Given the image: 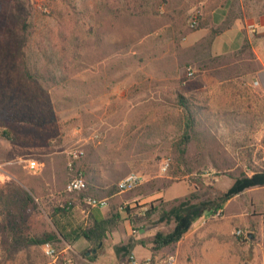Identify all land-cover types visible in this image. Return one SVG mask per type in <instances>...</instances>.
Listing matches in <instances>:
<instances>
[{
    "label": "rangeland",
    "instance_id": "1",
    "mask_svg": "<svg viewBox=\"0 0 264 264\" xmlns=\"http://www.w3.org/2000/svg\"><path fill=\"white\" fill-rule=\"evenodd\" d=\"M226 1L0 0V127L8 125L18 137L0 136V195L20 188L35 198L23 218L4 211L13 237L8 247L0 246V264H64L15 236L43 234L59 199L75 200L64 222H86L93 207L65 191L79 171L90 193L115 194L123 211L131 209L134 231L154 233L142 241L153 249L155 234L174 226L160 219L162 213L185 198L216 201L235 178L264 170V94L243 81L233 105L229 95L220 94L211 103L206 93L214 83L207 89L199 76L205 65L230 63L212 57L210 48L211 11ZM228 6L231 17L251 14L264 8V0H228ZM194 11L202 19L197 27L190 25ZM201 21L209 35L185 47V37ZM159 64L173 66L172 82L151 70ZM179 95L199 108L194 130ZM76 145L84 153L70 166L69 151ZM27 159L38 160L41 170L30 172ZM131 172L142 182L120 193L117 183ZM214 207L195 221L202 229L222 227L202 236L212 261L264 264V186L230 198L219 206L218 218L212 217ZM201 244L190 257L198 256ZM55 245L64 248L62 242ZM73 248L67 254L74 264H92L84 246ZM163 248L161 259L173 255ZM131 254L130 249L122 256L128 260Z\"/></svg>",
    "mask_w": 264,
    "mask_h": 264
},
{
    "label": "crops",
    "instance_id": "2",
    "mask_svg": "<svg viewBox=\"0 0 264 264\" xmlns=\"http://www.w3.org/2000/svg\"><path fill=\"white\" fill-rule=\"evenodd\" d=\"M242 8L244 10L243 6ZM229 14L227 0L224 4H220L211 11L209 25H215L216 28L217 26H222L229 20V26L221 28L220 32L213 36L210 48L212 57L220 59L221 61L228 58L230 63L220 62L205 65L203 68H200L199 76H201L202 82L205 83L204 87H207V89L210 87V82L214 83L213 89L206 93L208 99H211V103L214 101L213 97L220 94L223 97L229 95L232 98L230 104L233 105L234 99L240 96L241 88H243L241 83L243 81H245V85H248L247 88L250 90L264 94V8L251 14H246L245 11L243 15H235L233 17ZM204 15H207L206 9ZM201 24L199 29L192 31L189 36L185 37V40H187V44L185 43L184 45L185 47H192L209 35V26L202 21ZM151 70L163 73L160 78L166 82H172L174 73L172 65L163 66L159 64L152 67ZM189 80L188 78L184 79L181 81V84L184 86ZM107 197H109V205L104 208L95 207L90 210L85 215L87 216L86 222L81 225L87 226L93 223L97 217L111 218L115 214L119 216L116 219L117 224L107 231L97 251L90 252L89 249L92 247V242L82 236H78L70 242L61 237L62 241L57 242L64 244V248L62 249H67V252H70L74 250L73 246L77 243L86 248L85 258L93 256L92 264H129L128 260L125 259L126 256H122L123 252L120 254L116 252V246L125 244L130 238H133L131 251L139 260L144 261L152 257L154 264H164V259H161L164 248L161 250H153L152 243L149 242L146 244L142 242L154 233H149L148 229L145 231H134L135 229L133 228V224H131L129 212L126 213L123 211L122 203L119 204L121 201H119L115 194ZM95 214L97 217H95ZM57 216L63 220L62 217L66 215H60L59 213ZM51 225L45 232L58 233L59 231L53 221ZM66 227L68 231H72L77 228V225L69 223ZM221 228L217 225H210L202 229V227L197 226V222H194L180 240L166 247L176 256L177 264H221L220 258L212 261L207 255L205 247L209 242L202 239V236L207 230L213 231L214 234L217 232L216 230H220ZM199 237L201 241H199ZM210 242L212 243L213 241ZM53 243L55 244L56 241ZM200 243L203 246L198 256L194 254L190 257L191 254L189 255V253L197 249ZM77 255L80 256V253L77 252Z\"/></svg>",
    "mask_w": 264,
    "mask_h": 264
},
{
    "label": "trees",
    "instance_id": "3",
    "mask_svg": "<svg viewBox=\"0 0 264 264\" xmlns=\"http://www.w3.org/2000/svg\"><path fill=\"white\" fill-rule=\"evenodd\" d=\"M230 24V23H229ZM228 26V25H226ZM220 32V29L212 28V34L216 35ZM178 103L186 111L189 119L188 127L194 128L199 122L198 106L189 100L185 95L178 96ZM189 129V128H188ZM13 131L8 125H2L0 127V136L10 139L17 140L18 137L13 135ZM190 135L187 131L184 136V142H187ZM186 153L185 147L181 150V154ZM264 186V170L255 171L252 175L243 173L241 176L234 179L233 183L227 189V191L220 194L216 201L202 200L193 202L190 198H185L178 204L174 205L168 211L162 213L161 220H171L174 223L173 228L168 232L158 231L153 239V249H161L164 246L170 245L172 243L180 240L184 234L190 229L192 224L201 217L207 210L212 209L215 205V211L218 210L219 206H222L230 198L240 195L245 191L253 188H258ZM25 195L21 194L20 188H13L9 191H5L0 195V204L4 203V210H0V246L5 248L11 244V238L13 237L11 229L6 221L5 212L9 211L17 218H23L25 210L30 207V205L35 202V198L31 193L24 192ZM130 208L127 207V211L131 214ZM153 212V209L147 211L148 214ZM68 215L70 211L62 209L59 206H55L52 210L51 219L58 229L56 232H44L41 235H31V236H21L15 239L26 241V243L41 246L45 242H57L62 241L61 237L66 241L70 242L76 239L78 236L85 237L92 242V247L89 249L90 252H96L100 243L104 240L107 231L117 224V216L113 215L111 218H98L97 217L93 223L87 226H77L76 229L68 231L67 227L69 223L64 222L59 219L57 214ZM131 224H134V220L131 219ZM133 243L128 241L125 244L116 246V252L118 254L124 252L126 253L132 249ZM87 251V250H86ZM90 260H93V256H90Z\"/></svg>",
    "mask_w": 264,
    "mask_h": 264
},
{
    "label": "built area",
    "instance_id": "4",
    "mask_svg": "<svg viewBox=\"0 0 264 264\" xmlns=\"http://www.w3.org/2000/svg\"><path fill=\"white\" fill-rule=\"evenodd\" d=\"M200 22V15L199 11H194L191 15L190 25L191 27H197ZM189 75H193V71H188ZM98 133L93 135V138H98ZM84 150L80 146H73L70 151L69 155L70 159V166L73 165L74 160L78 159L82 156ZM169 166V161L165 162L163 166V170H166ZM26 167L32 173H38L41 170V163L36 159H27L26 160ZM143 177L136 172H131L127 174L125 177L119 180L117 183V188L120 193L130 191L135 189L141 182ZM65 191L69 194H78L79 200L88 204L89 206L95 208H104L109 205V197L107 196H99L89 192V183L85 178V175L82 171H79L78 174L73 176L70 181L66 185ZM75 200L73 199H59L58 205L62 209L70 210L73 208ZM222 215V209L219 208L217 211L214 212L212 217L218 218ZM237 235L242 236L244 231L242 229H238L236 231ZM42 250L44 254L53 260H61L63 259L64 264H74L73 259L67 254V249H61L53 242H45L42 244ZM129 264H154L152 257L141 261L137 258L135 254H131L128 258ZM164 264H177V258L174 255H170L164 259Z\"/></svg>",
    "mask_w": 264,
    "mask_h": 264
},
{
    "label": "water",
    "instance_id": "5",
    "mask_svg": "<svg viewBox=\"0 0 264 264\" xmlns=\"http://www.w3.org/2000/svg\"><path fill=\"white\" fill-rule=\"evenodd\" d=\"M249 236L251 237V234H249Z\"/></svg>",
    "mask_w": 264,
    "mask_h": 264
}]
</instances>
